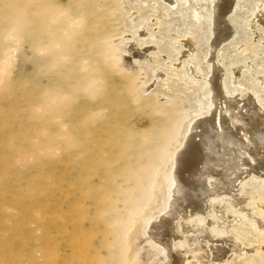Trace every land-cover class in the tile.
I'll list each match as a JSON object with an SVG mask.
<instances>
[{"label":"rangeland","instance_id":"obj_1","mask_svg":"<svg viewBox=\"0 0 264 264\" xmlns=\"http://www.w3.org/2000/svg\"><path fill=\"white\" fill-rule=\"evenodd\" d=\"M211 11V0H0V264H264L262 169L241 157L240 175L226 155L243 179L229 192L198 163L181 184L202 180L208 198L174 207L190 125L211 117L208 133H221L250 99L264 116V0H239L217 66ZM215 69L224 94L210 107ZM165 215L170 233L153 238Z\"/></svg>","mask_w":264,"mask_h":264},{"label":"bare ground","instance_id":"obj_2","mask_svg":"<svg viewBox=\"0 0 264 264\" xmlns=\"http://www.w3.org/2000/svg\"><path fill=\"white\" fill-rule=\"evenodd\" d=\"M207 3H208V0H207ZM238 3H239V0H211V9H212V11H211L212 12V15H211L212 16V22L211 23H212V29L213 30L210 29V31H212V36L214 35V39L212 40L213 42L211 45V47H212L211 52L213 51V53L211 54L212 55L211 60L215 63V65H216L215 53L218 50V48L223 43L229 41L232 37H234V32L231 29L232 25L229 23V18L232 15L234 9L237 8ZM208 6L210 8V5H208ZM217 60H219V59L217 58ZM209 73H210V71H209ZM209 80H210V82H209ZM209 80H208V82L211 83V85H210L211 88H210L209 93L212 94V96H211V102H210V104L209 103L208 104L210 105V107H213V105L216 104L217 101H219V99H220L219 97L224 94V84H223L224 82H222L221 73L219 74V69H217V70L215 69V71L212 73V76ZM227 91H228V89H227ZM256 99H257V97H256ZM222 102H223V99H222ZM246 104H248V107H249V110H248L246 117L236 118L235 123H233V125L227 127L225 130L221 131V130H219L220 129L219 128L218 130L221 131V133L216 132V133H214V135H212V134L210 135L208 133V130L213 129V128L210 129L211 128V121H212L210 119L211 117L209 119H203V120H202V118L201 119L199 118L201 120V122H199V121L197 123L195 122V125L193 122V124L190 125L188 133L190 132L191 134L187 133V135L185 136V139L183 141L184 147H183V144L181 145V147H183L182 152L178 153V150H177L174 154V157H173L172 170H171V176H170V178H171L170 187L172 189L173 187L176 186V184H178L177 185L178 187H176V192H178V196H177L176 201H175V203H177V204H175L176 206H174L175 208L178 205L183 206L184 203H186V202L188 204L189 203H193V204L195 203V205H196V204H199V202L201 201L202 198H204V199L208 198V196H207V189H208L207 186L208 185L205 182H203L202 180L195 178V179H193V181H188L187 183L185 182V183L181 184L182 183L181 181L183 179V177L181 176L182 172L188 171L189 169H193L196 164L198 165V163L203 164L204 169H205V174L211 175V177H213L212 175L218 176L220 179L219 185L222 188V190L223 191L229 190V192H233L237 187L238 181L240 182L243 179H242V177L241 178L239 177L237 180L236 179L234 180V177H232V175H230L231 173L229 174L227 172L232 167L230 168V166L223 164V163H225L223 161H225L224 159H225L226 155L229 156V159L226 162H230L231 166H235V169L234 168L233 169L236 171L239 170L238 174H240V171L242 170L241 166L238 165L239 164L238 163L239 158H241V157L244 159V165L247 168H249L251 170L256 169V172L259 169H262L264 171V151H263L264 150V131H263L264 130V116L258 112V110H257L258 105L256 106L255 103L251 101V99ZM220 105H218V106H220ZM219 108L220 107H218V109ZM205 109H207V108L205 107ZM229 109H231V105H230ZM205 111H203V112H205ZM216 111H218V110H216ZM216 111H214V113ZM200 113L201 112H199V114ZM214 117H215V115H214ZM216 117H217V115H216ZM213 120H214V118H213ZM198 127L203 129L202 134H204V137H203V140L201 142L195 141L196 140L195 138L197 137V135H195V132L193 130H195V128H198ZM240 128H244L245 131H247L251 134V136L253 138V146L251 148H245V147L243 148L242 147V145H241L242 142H241L239 136H237V135H239L238 131ZM199 132H196V133H199ZM199 135H201V133ZM217 140H219V141L217 142ZM197 150H198V152H197ZM222 158H223V160H222ZM187 173H190V172H187ZM210 178H208V179L210 180ZM209 183H210V181H209ZM171 192H172V190L169 192L168 201L166 200V208L165 209H167V207L169 208V202L171 201V200L169 201V198H170L171 194L173 193V192L172 193ZM206 196H207V198H205ZM164 207H165V205H164ZM161 209L163 211V207ZM165 209H164V211H165ZM157 212H158V210H157ZM194 213H195V211H194ZM151 215H153V214H151ZM148 217H150V216H147V218ZM166 218H168V217H166V215H165V217H163L162 220L159 221L160 222L159 224L154 225V231H153L154 236H153V238L154 237L157 238L156 236H162L165 233L167 236L168 230H166V228L168 225V220ZM152 220L153 219L151 218V221ZM147 222H149L148 223V225H149L150 220ZM142 231H144V230H142ZM146 233L149 234L148 232H146ZM168 233H170V232H168ZM153 238L149 237V239L148 238L147 239L149 240L148 242L153 243L156 247L151 248V246H153V245H150L151 243L150 244L148 243V245L150 246V249H151L150 251H152L153 254L154 253L158 254L162 250L161 247H162L163 243L159 244ZM147 239H145V240L147 241ZM162 239L164 240L165 238H162ZM149 246H146V247H149ZM165 250H166V248H165ZM148 255H150V254H148Z\"/></svg>","mask_w":264,"mask_h":264}]
</instances>
